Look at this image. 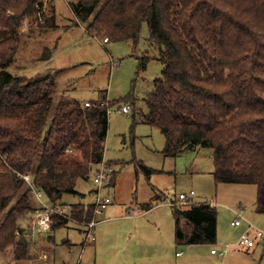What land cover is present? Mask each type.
<instances>
[{
    "label": "trees",
    "instance_id": "trees-1",
    "mask_svg": "<svg viewBox=\"0 0 264 264\" xmlns=\"http://www.w3.org/2000/svg\"><path fill=\"white\" fill-rule=\"evenodd\" d=\"M42 1L0 0V252L21 264L35 257L25 238L26 221L42 209L33 189L50 206H65L64 196L80 195L79 181L104 162L116 104L105 95L89 107L72 99L55 103L53 78L32 80L7 71L18 54L23 22ZM71 8L80 21L92 17L88 32L109 43L137 45L148 25L164 68L144 99L148 112L142 121L165 136L166 157L213 150L216 184L255 185L257 209L264 213V0H73ZM55 9L38 29L57 27ZM150 60L141 58L138 74ZM123 102L135 106V92ZM115 181L113 171L109 185ZM70 207L76 221L94 218L95 205ZM172 213L177 244H216L214 205H175ZM68 225L54 217L49 241Z\"/></svg>",
    "mask_w": 264,
    "mask_h": 264
},
{
    "label": "rangeland",
    "instance_id": "rangeland-1",
    "mask_svg": "<svg viewBox=\"0 0 264 264\" xmlns=\"http://www.w3.org/2000/svg\"><path fill=\"white\" fill-rule=\"evenodd\" d=\"M71 3L57 0L56 28L23 30L18 54L7 71L14 76H26L32 80L53 78L57 84L55 103L62 99L94 102L104 95L110 102L116 103L109 113L104 164H112L117 185L115 188L105 187L101 189V193L113 200V205L110 206L112 208L128 206V211L126 209L124 213L131 218L145 216L139 214L144 203H152V207L159 206L151 215L139 220V225L145 226L157 221L161 229L160 244L164 248L176 247L169 239L171 230L174 231L172 207L169 205L181 193L189 195L194 191L196 196L193 202L207 201L214 204L218 212L219 228L216 244L194 246L197 248H193L190 255L185 253L186 246H179L177 250L184 251V254L177 260L173 258V249L157 253L168 264H264L263 246L250 252L242 245H231L228 239L234 229L230 227L234 218L230 208L237 209L240 205L247 207L245 210L248 216L259 219L255 225L264 231V213L257 209V187L243 184L217 185L213 177V150L209 148H199L174 158L166 157L163 152L165 136L159 128L142 121L148 112L144 99L154 92V82L162 76L164 68L158 59L159 48L149 41L148 25L142 26L137 45L132 41L104 43L103 39L91 35L87 30L92 17L85 22L80 21L73 13ZM46 52L50 57L43 60L42 56ZM143 57L151 60L146 71L138 74ZM134 92L137 97L136 105H129L130 114L122 113L121 108L126 105L123 101ZM137 164H144L154 173L148 176L137 168ZM94 175L93 172L88 180L79 181L77 191L80 195L64 196L62 203L69 211L74 204L89 206L95 203L96 190L100 188L94 182ZM44 204L50 206L46 198ZM118 216L119 212L112 209L108 216L98 217L97 220L103 218L106 222L96 228V237L101 230L107 233L105 242L98 235V249L90 244L85 254L82 253L86 236L84 227L70 222L67 227L52 233L53 240L50 244L39 249L36 247L35 252L32 251L35 257L31 260L38 259L41 253L47 252L50 259L44 261L45 264H119L122 262L119 252L125 248L123 242L126 226L130 225L132 229L134 222H112ZM33 224L34 217L25 223L28 228L25 238L29 242V249L33 248L31 241L34 236L39 235L36 232L34 235ZM40 237L39 235L38 238ZM66 241L68 244H65ZM212 249L218 255L212 256ZM225 249L227 252L223 253ZM234 252L237 254H232ZM12 257L13 255L8 257L6 253L0 252V264H21Z\"/></svg>",
    "mask_w": 264,
    "mask_h": 264
},
{
    "label": "crops",
    "instance_id": "crops-1",
    "mask_svg": "<svg viewBox=\"0 0 264 264\" xmlns=\"http://www.w3.org/2000/svg\"><path fill=\"white\" fill-rule=\"evenodd\" d=\"M116 185H117V182L115 181L114 184L110 185L109 187L115 188ZM97 191L98 190H96V192ZM194 196H196V193ZM92 205H94V203ZM111 205H113V200L110 204H106L103 207H101L100 213L96 215L97 227L100 224H102V223L104 224L106 222V220L104 221L103 218H104V216H106V215L108 216V214H111L112 209H115L116 212H119V216L114 218V220H112V222H115L118 224H124V223L129 224L130 222H134L133 223L134 225L132 224V229H131L130 225L126 226L125 238H124L125 241L123 242V246L125 248H124V250L121 249V251L119 252L120 253L119 258L122 261L119 264H168L167 260H165L164 257H162V256L161 257L158 256L157 253H160L161 251L166 252V251H169L170 249H173L172 250V254H174V257L172 255L173 258H175L176 260H177V258H182L184 251H178L177 247H179V246L183 247L184 245H179L176 243V240H175V238H176L175 237L176 236L175 221H174V231L171 230L172 235H170V237H169V239L171 240V243L176 244V247H172V248L170 246L164 248L163 245L160 244L161 237L159 235L161 233V229L159 228L160 225L157 221L152 222L151 224L145 225V226L139 225V220H142V219H144V217L151 215V213L153 211H155L156 209H158L159 206H156V207L153 206L152 208L148 209V207H147L148 204L144 203L143 206H141V208H140L141 212H139V214L145 215V216L143 218H139V215H137L138 217L131 218L130 216L125 215V213H124L128 206L120 205L119 207H113L112 208V207H110ZM240 208L244 209V211H245V220L243 221L241 226L234 227V226H232V223L234 222V220L236 218V214L238 213V210ZM245 208L247 209L246 206L244 207L242 205L237 207V209L236 208H230V210L234 213V218H233V221H231L230 227H232L234 229H233V232H231V236H228V239L230 240L229 243H232L231 245H233V246H236V245L240 246V244H238L237 242H238L239 238L241 237V235L249 228L248 224H252L255 227H257L255 225V223L259 219L256 218L255 216H253V217L248 216ZM127 211H128V209H127ZM171 213H172V209H171ZM172 215H173V213H172ZM102 216H103L102 219L97 220L98 217H102ZM217 228H218V224H217ZM128 229H130V230H128ZM261 230H262V228H261ZM99 234L101 235V238L104 239L103 242H105V240L107 238V233L104 232L103 230H101V232ZM218 234H219V228H218ZM98 235H97V237H98ZM36 236H34V239L31 241L33 243V248L30 249L31 251L35 252L36 247H37V249H39V247L42 248L44 245H48L51 243V241H49V239H48L49 233H47L44 236L40 235L41 236L40 238H38L39 235H36ZM255 236H256V234H253V238ZM217 240H218V237H217ZM256 242H257V246L254 249H256L260 246H263V248H264V240L256 239ZM97 243H98V239L96 240L95 243H93V245H95L94 249H96V248L98 249V247H96ZM65 244H68V241H66ZM100 244L102 245V242H100ZM101 245H99V247ZM134 246H136V247L133 250ZM137 246H138V248H137ZM194 246H200V245L186 246L185 253H189V255H190L194 251L193 248H197ZM233 246H232V248H233ZM88 247H89V245L85 244V239H84L82 253L85 254ZM208 249L209 248L207 247V250ZM245 249H247V248H245ZM254 249L249 250V251L250 252L254 251ZM225 251H227V249H225L223 253H226ZM234 251H236V250H234ZM232 254H237V253L234 252ZM48 255H49L48 261H49L50 254L48 253ZM211 255L215 256V255H218V253L217 252L213 253V249H212ZM29 261H31V260H29ZM29 261H27L28 263H26V264H33ZM37 264H45V262L44 263L43 262L42 263L37 262Z\"/></svg>",
    "mask_w": 264,
    "mask_h": 264
},
{
    "label": "built area",
    "instance_id": "built-area-1",
    "mask_svg": "<svg viewBox=\"0 0 264 264\" xmlns=\"http://www.w3.org/2000/svg\"><path fill=\"white\" fill-rule=\"evenodd\" d=\"M63 1L67 3L72 2V0H63ZM56 2L57 0H43L42 4L37 8L35 15L33 17L25 18L22 29L24 31H28L31 29H37L40 26L45 25L47 19L53 15V8L56 7ZM104 43H109L108 38L104 39ZM114 63L115 62H113V65H115ZM85 105L86 107H89L90 103L86 102ZM121 111L124 114H130L131 107L129 105H124L121 108ZM112 172H113V169L110 168L108 165L104 164V162L98 166V169L95 172L94 182L100 189L96 192L97 196H96V201L94 203L95 205L94 218L89 222H79V221L74 220L71 217V211H69L68 207L66 206H47L45 205L44 204V193L41 190L33 189L35 198L42 208L36 211L33 216L34 217V224H33L34 235H35V232L39 235H46L47 233H49L54 224V217H59V218L67 219L69 223L73 222L75 224H78L84 227V232L86 234L85 236L86 245L95 243L97 240L96 234H95L96 227H97L96 215L100 213L101 207H103L106 204H110L112 202V200L109 197H104L102 196V193H101V189L105 187H109V184L112 178ZM24 179L29 184H31V178L29 176H25ZM194 195H195L194 191H192L189 195L181 193L175 202L170 203V206L171 207H175V205L176 206H190L193 203ZM211 204L214 205L213 203ZM244 220H245V211L244 209L240 208L238 210V213L236 214V219L232 223V226L234 227L241 226ZM248 227L249 228L241 235L238 243L246 247L248 250H253L257 246L256 239L264 240V231L259 229L258 227H255L252 224H248ZM253 234H256L254 238H253ZM213 253H216V251L213 250ZM47 260H48V253L43 252L41 253L38 259L31 260L29 262L33 264H37V262H44Z\"/></svg>",
    "mask_w": 264,
    "mask_h": 264
},
{
    "label": "water",
    "instance_id": "water-1",
    "mask_svg": "<svg viewBox=\"0 0 264 264\" xmlns=\"http://www.w3.org/2000/svg\"><path fill=\"white\" fill-rule=\"evenodd\" d=\"M49 57H50V54L48 52H46V53L43 54L42 59L45 60V59H48ZM20 244L21 245H26V242H25L24 238L20 239Z\"/></svg>",
    "mask_w": 264,
    "mask_h": 264
}]
</instances>
